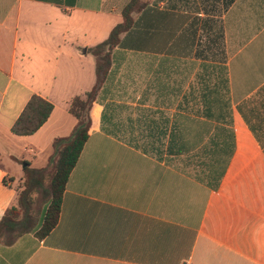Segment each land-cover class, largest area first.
Listing matches in <instances>:
<instances>
[{"label": "crops", "instance_id": "crops-1", "mask_svg": "<svg viewBox=\"0 0 264 264\" xmlns=\"http://www.w3.org/2000/svg\"><path fill=\"white\" fill-rule=\"evenodd\" d=\"M142 1L58 226L0 241V264H264V0ZM123 2L0 0V222L26 166L48 167L76 128L71 102L96 85L91 49ZM35 95L55 109L16 136Z\"/></svg>", "mask_w": 264, "mask_h": 264}, {"label": "trees", "instance_id": "trees-1", "mask_svg": "<svg viewBox=\"0 0 264 264\" xmlns=\"http://www.w3.org/2000/svg\"><path fill=\"white\" fill-rule=\"evenodd\" d=\"M77 0H73V5ZM147 6L142 0H124L121 14L123 21L110 33L107 40L91 49L97 58V82L85 97H75L69 112L78 120L69 137L54 141V155L48 167L25 168L18 202L9 208L0 222V240L7 246L26 234L34 233L45 239L58 226L64 193L72 172L90 138L93 128L92 112L109 77L114 50L121 45L122 35L135 26L134 14ZM55 106L40 96H33L12 128L14 135L27 137L36 134L49 120ZM48 183V186L46 184ZM45 197L43 213L37 217L35 194Z\"/></svg>", "mask_w": 264, "mask_h": 264}, {"label": "rangeland", "instance_id": "rangeland-1", "mask_svg": "<svg viewBox=\"0 0 264 264\" xmlns=\"http://www.w3.org/2000/svg\"><path fill=\"white\" fill-rule=\"evenodd\" d=\"M146 1L151 3L153 0H146ZM262 5L264 6V1H263ZM263 9L260 7V10L262 12H263ZM213 21H217V23L215 22L216 26H218V22L221 24V20H219V19H217V20L214 19ZM259 27H260V29L259 30H255V31H262V36H264V31H263V29H264L263 28L264 27V19H262V20L260 19ZM230 45H231V43L229 41L228 42L227 61L229 60V58H230V56L232 54V50H230ZM217 55H218V53H217ZM213 59H214V57L211 60H213ZM197 77H198V75L195 76L196 81L198 80ZM48 183L49 182H47L46 186H48ZM21 186H22V184H21ZM35 200H36L35 211L37 213V217H39V215H41L43 213V210H44V207H45L46 200H45L44 194L42 192L35 194Z\"/></svg>", "mask_w": 264, "mask_h": 264}]
</instances>
